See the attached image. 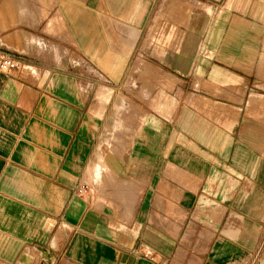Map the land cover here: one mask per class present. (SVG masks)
<instances>
[{"label":"crops","instance_id":"1","mask_svg":"<svg viewBox=\"0 0 264 264\" xmlns=\"http://www.w3.org/2000/svg\"><path fill=\"white\" fill-rule=\"evenodd\" d=\"M247 1L0 0V61L18 63L0 69V264H264V101L244 103L264 24ZM143 59L165 80L148 109L130 100L125 137L117 91L130 72L139 93Z\"/></svg>","mask_w":264,"mask_h":264},{"label":"rangeland","instance_id":"2","mask_svg":"<svg viewBox=\"0 0 264 264\" xmlns=\"http://www.w3.org/2000/svg\"><path fill=\"white\" fill-rule=\"evenodd\" d=\"M254 3L255 2H260L261 4L257 5V7H260L259 10H252L253 13L250 14H254L253 16L260 19L261 22L264 24V0H252ZM188 8V9H187ZM191 8V9H190ZM228 8H231V6H228ZM183 10L185 11L187 14H192V13H209L208 8L202 6V5H196L194 3H188V6L184 7ZM245 12V11H244ZM257 12V13H256ZM260 12V13H259ZM248 14V12H247ZM257 14V15H256ZM259 15V16H258ZM262 15V16H261ZM261 17V18H260ZM184 24H186L188 27H190V23L189 22H184ZM149 55H145V58H147ZM156 58H154L155 62L160 64L162 67H164L165 69L173 72L174 74L178 75L179 77L181 76L178 72H176L173 67H171L169 64H162L160 63L159 60H161V56H157L155 55ZM162 61V60H161ZM156 67H158V69L162 68L159 65H156ZM158 69H155V65L153 62H151L150 60L147 59H143L140 64L139 67L136 70V80L141 81V85L139 86L140 91L139 93L137 92V82L135 81L134 83V87L132 86V79L130 78L132 75V73L129 72V75L127 76V80L126 83L123 86H120L118 88V93L119 95H122V97L125 99V106H128V108H125V112H124V117H123V123H124V135L127 133H130V129L129 126H127V121L131 124V114H128V112H126L127 109H131V102L130 100L132 98L136 99L140 104H143L145 106V109H148L147 104L143 101L149 98L148 96V90L150 88V86L152 85L153 81L154 82H160L163 81L164 79V73L163 70L159 71ZM246 76L251 79V83L252 86L250 87V91H249V97L247 96L246 101H244L245 103V107H246V111H248L250 108L255 110L260 108L258 106L259 101L255 100V98L251 99V96H258V97H263V101H264V95L260 96L259 94L254 93L255 90L260 89L261 92L264 94V77L259 75V72L257 69H255V67L251 70H245ZM178 84H175L172 88V92L175 91H179V82H176ZM258 83H261L262 85L259 86ZM142 84H144L142 86ZM231 93H237V92H231ZM229 98H232V95L225 93ZM251 99V101H250ZM257 99V98H256ZM127 103V104H126ZM119 104L118 101L114 100L111 102L110 106H109V113H111V115H113L115 107ZM259 113V114H258ZM127 114L129 115L127 118ZM257 114L259 115V119L262 122H264V107L260 108L259 111L257 112ZM110 127L113 128L112 126H109V129H111ZM125 135V137H126ZM94 188V187H93ZM98 190V189H97ZM99 191V190H98ZM128 200V203H123L124 206H127L130 204V200L131 199H126ZM125 200V201H126ZM128 218L131 219V215H128Z\"/></svg>","mask_w":264,"mask_h":264},{"label":"built area","instance_id":"3","mask_svg":"<svg viewBox=\"0 0 264 264\" xmlns=\"http://www.w3.org/2000/svg\"><path fill=\"white\" fill-rule=\"evenodd\" d=\"M18 66V63L8 57L3 58L0 61V69L2 71H11L13 69H15ZM88 189L87 185H81V187L78 189L79 193L83 194L84 192H86Z\"/></svg>","mask_w":264,"mask_h":264},{"label":"bare ground","instance_id":"4","mask_svg":"<svg viewBox=\"0 0 264 264\" xmlns=\"http://www.w3.org/2000/svg\"><path fill=\"white\" fill-rule=\"evenodd\" d=\"M248 3L246 5H240L238 8L242 9L246 13L248 12L253 13L252 10H259L260 7H257V5L261 4L260 2H253L252 0H248ZM188 9V8H187ZM191 9V8H190ZM257 13V12H256ZM260 13V12H259ZM254 15V14H253ZM257 15V14H256ZM259 16V15H258ZM262 16V15H261ZM257 17V16H256ZM261 18V17H260ZM170 75V74H169ZM165 80V79H164Z\"/></svg>","mask_w":264,"mask_h":264}]
</instances>
